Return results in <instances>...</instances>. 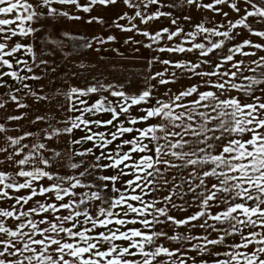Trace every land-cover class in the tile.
Returning <instances> with one entry per match:
<instances>
[{"label":"snow or ice","instance_id":"snow-or-ice-1","mask_svg":"<svg viewBox=\"0 0 264 264\" xmlns=\"http://www.w3.org/2000/svg\"><path fill=\"white\" fill-rule=\"evenodd\" d=\"M68 45L144 74L73 83ZM0 89V264H264V0H0Z\"/></svg>","mask_w":264,"mask_h":264},{"label":"rangeland","instance_id":"rangeland-1","mask_svg":"<svg viewBox=\"0 0 264 264\" xmlns=\"http://www.w3.org/2000/svg\"><path fill=\"white\" fill-rule=\"evenodd\" d=\"M73 33L83 34L81 31H73ZM66 50L71 52L72 54L67 58H63L62 55L58 54V56L55 57V63L59 65L58 71L60 73L66 71L77 73L78 78H76L77 81L74 82L77 84H82L84 82L90 81L93 76H103L105 78V82H123L125 78H131L135 82L138 81L144 74L142 71V64L140 62H137L136 60L125 61L120 58H106L104 60H101L100 57L103 56V50L100 53H97V57H95L92 50L81 49L79 52H76L71 48L70 45L66 47ZM127 50V53L131 52L130 49ZM81 61L85 64L84 69H80L77 66ZM113 65H115V68H113ZM39 83L44 84L45 93L49 96H52L53 93L51 89L55 87V85H49L47 78L40 81ZM33 87H36L35 82H33ZM24 102L31 105V108L27 110L29 112V119L34 118V116L37 114H43L44 112L49 110L52 112H57L55 103H33L30 98L25 99ZM6 114H17L14 105L9 104L6 112L4 109H0V117L5 116ZM57 115H59L58 112ZM9 127L11 128L12 125H9ZM19 128L20 132L13 131L12 134L17 135L21 134L25 130H28V119L20 121Z\"/></svg>","mask_w":264,"mask_h":264},{"label":"crops","instance_id":"crops-1","mask_svg":"<svg viewBox=\"0 0 264 264\" xmlns=\"http://www.w3.org/2000/svg\"><path fill=\"white\" fill-rule=\"evenodd\" d=\"M104 15V16H108L110 15V13L108 12H93V15ZM189 15H192L194 18H197L199 17V13H194L193 12H189L188 13ZM152 27V26H150ZM154 27H159V24H156L154 25ZM63 29H68L70 30L71 32L73 31H78V32H82L84 35L86 36H93V35H97V34H100V33H103L105 36L110 34L107 30H105L104 28H101V26L99 25H86L85 23H83V21L79 22V23H74V22H64L63 25H61V30ZM112 34H116L118 37H123V38H126L128 35H131V33H118V32H113ZM137 39H143V37H137ZM119 46L121 51L124 52L125 56H132V52L130 53H127L128 50H127V46L123 45V42H122V39H120V42H119V45L118 44H109V45H106L105 47L107 48H112V47H117ZM124 48V49H122ZM93 52V55L95 57H97V53L92 51ZM58 56V55H57ZM103 56L106 57V58H120L118 55H116L115 53L109 51V52H104L103 51ZM68 72V71H66ZM64 73V72H63ZM77 80L76 79H73V83L76 82ZM11 83V81H10ZM4 91H6V89H0V93H3ZM77 135H80V133H77ZM90 159V158H89Z\"/></svg>","mask_w":264,"mask_h":264}]
</instances>
